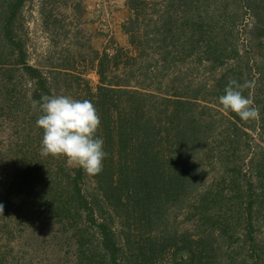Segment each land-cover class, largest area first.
I'll return each instance as SVG.
<instances>
[{
  "label": "trees",
  "instance_id": "trees-1",
  "mask_svg": "<svg viewBox=\"0 0 264 264\" xmlns=\"http://www.w3.org/2000/svg\"><path fill=\"white\" fill-rule=\"evenodd\" d=\"M33 1L0 0V264L44 263L29 228L48 264H264V0H127L128 46L48 64L29 59ZM233 79L254 82L255 125L219 103ZM44 95L94 104L101 173L41 155Z\"/></svg>",
  "mask_w": 264,
  "mask_h": 264
},
{
  "label": "rangeland",
  "instance_id": "rangeland-1",
  "mask_svg": "<svg viewBox=\"0 0 264 264\" xmlns=\"http://www.w3.org/2000/svg\"><path fill=\"white\" fill-rule=\"evenodd\" d=\"M75 2L80 4L77 11L72 10ZM129 12L127 0H34L25 7L29 33V59L31 63L48 64L50 59L61 55L64 50L78 57L80 52L91 54L92 49L103 50L109 44L128 46L129 38L122 25ZM245 22L250 25L252 19L247 18ZM244 41V35H241V37L238 36L236 42L242 46ZM79 70H86L87 77L94 86L98 83L97 73L87 63L81 62ZM246 122L255 125L251 120ZM249 132L252 142H260L258 130L249 129ZM3 140L5 139L0 137V145ZM7 172L6 174H9ZM30 230L31 228L23 232L22 241H19L22 246L26 244L40 249V257L38 258L37 253L31 250L25 253L29 256L28 261L34 255L37 262L38 259L43 258V264H48L46 260L51 263L53 252L51 248L47 249L51 244L50 240L42 241L44 236L33 240L29 236L31 235ZM34 231L36 232L37 229ZM6 236L7 234L0 232V242H3ZM18 238L15 239V243L18 242ZM43 247L46 254H44Z\"/></svg>",
  "mask_w": 264,
  "mask_h": 264
},
{
  "label": "clouds",
  "instance_id": "clouds-1",
  "mask_svg": "<svg viewBox=\"0 0 264 264\" xmlns=\"http://www.w3.org/2000/svg\"><path fill=\"white\" fill-rule=\"evenodd\" d=\"M254 87V82L238 83L230 80L219 97V103L243 121L259 118V109L254 106L251 96L243 91ZM33 108L39 106L42 113L36 121L43 130L42 156L66 158L67 166L82 168L90 176L103 170L104 140L97 136L101 118L90 100H77L65 95H44L41 101H33ZM4 205L0 204V215Z\"/></svg>",
  "mask_w": 264,
  "mask_h": 264
}]
</instances>
